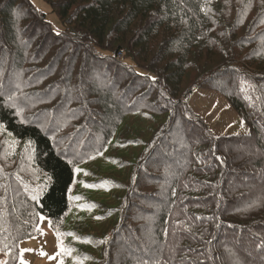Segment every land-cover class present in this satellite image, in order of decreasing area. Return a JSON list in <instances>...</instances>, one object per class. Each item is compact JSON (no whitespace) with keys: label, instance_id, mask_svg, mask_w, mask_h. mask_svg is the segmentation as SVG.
I'll return each instance as SVG.
<instances>
[{"label":"trees","instance_id":"1","mask_svg":"<svg viewBox=\"0 0 264 264\" xmlns=\"http://www.w3.org/2000/svg\"><path fill=\"white\" fill-rule=\"evenodd\" d=\"M44 1L63 31L31 0H0L6 264L41 216L67 250L60 264H264V3ZM198 89L251 132L216 136L190 106ZM137 118L152 126L136 131ZM105 154L114 200L98 217L113 241L69 224L83 214L76 169Z\"/></svg>","mask_w":264,"mask_h":264},{"label":"rangeland","instance_id":"2","mask_svg":"<svg viewBox=\"0 0 264 264\" xmlns=\"http://www.w3.org/2000/svg\"><path fill=\"white\" fill-rule=\"evenodd\" d=\"M31 2L41 15H45L56 32L64 30L63 23L58 15L53 12L49 4L44 0H31ZM122 57H124V55ZM190 106L196 114L203 118L216 136L245 135L251 132L250 126L237 114L219 92L210 89H198L191 98ZM129 124L130 126L134 125L136 131H139L138 129H145L144 131H147L152 126L151 122L139 121L138 118L137 120L134 119V123H131L129 119ZM3 152L7 154L2 155ZM107 154L109 156L110 152ZM107 154L101 156L100 160L95 163L94 161L90 163L86 162L78 167L81 169V171L78 172V180L81 186L77 193V200L79 203H82L81 213L83 214L79 215L81 217L75 215L70 216L69 224L71 227H76L78 222H80L82 224H80L81 227L79 229L84 227L82 229H88L89 233L100 236L107 235V237H111L113 241L116 229L114 224L110 221L105 220L102 222L101 219H97L102 203L105 200H114L113 195L108 194V192H103L102 189L107 183L104 176V172H107L108 169L107 162L109 158L106 157ZM6 158H11L10 150L5 151V148L0 147V159L2 163H7ZM118 163L116 158H113L110 163L111 170H115ZM97 167L99 169H97ZM85 185H95V187H85ZM75 188L78 190V185L73 186V191ZM80 193L84 195L81 197V195H79ZM44 218V220L40 219L38 223L37 233L20 244V259L18 264H60L61 250L60 247H58L60 244L57 233L52 225L49 224L50 220L46 217ZM135 225H137V223ZM103 250H96L97 254L106 257V252L103 254ZM41 252L47 253V255H41ZM74 259V255L70 254L68 264H72ZM7 261L8 255L0 251V262L7 263Z\"/></svg>","mask_w":264,"mask_h":264},{"label":"snow or ice","instance_id":"3","mask_svg":"<svg viewBox=\"0 0 264 264\" xmlns=\"http://www.w3.org/2000/svg\"><path fill=\"white\" fill-rule=\"evenodd\" d=\"M261 2L264 3V0H261ZM80 171H81V169H79V168L76 169V172H80ZM85 187H95V185H85ZM40 219L44 220L45 218L43 216H41ZM97 219H100V217H97ZM49 224L51 225V222H49ZM41 234H43V233H41ZM58 247H60L61 252L67 251L66 249H63L62 243L60 245H58ZM40 254L41 255H47V253H43V252H41ZM50 258H54V257H50ZM0 264H6V262H0Z\"/></svg>","mask_w":264,"mask_h":264},{"label":"built area","instance_id":"4","mask_svg":"<svg viewBox=\"0 0 264 264\" xmlns=\"http://www.w3.org/2000/svg\"><path fill=\"white\" fill-rule=\"evenodd\" d=\"M90 44H92V43H90ZM122 56H123V54H122V53H118L116 57H117V58H119V59H121V58H122Z\"/></svg>","mask_w":264,"mask_h":264}]
</instances>
